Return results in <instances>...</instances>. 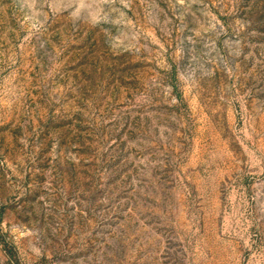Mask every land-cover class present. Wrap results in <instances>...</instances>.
Here are the masks:
<instances>
[{
    "label": "rangeland",
    "instance_id": "1",
    "mask_svg": "<svg viewBox=\"0 0 264 264\" xmlns=\"http://www.w3.org/2000/svg\"><path fill=\"white\" fill-rule=\"evenodd\" d=\"M0 264H264V0H0Z\"/></svg>",
    "mask_w": 264,
    "mask_h": 264
}]
</instances>
